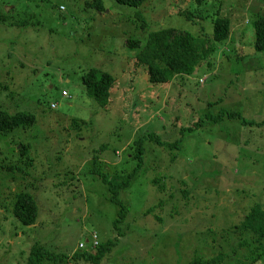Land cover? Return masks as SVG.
<instances>
[{
	"label": "rangeland",
	"instance_id": "obj_1",
	"mask_svg": "<svg viewBox=\"0 0 264 264\" xmlns=\"http://www.w3.org/2000/svg\"><path fill=\"white\" fill-rule=\"evenodd\" d=\"M93 2L0 0L1 11L30 20L27 27L0 23V109L36 115L27 129L0 132V264H28L37 245L66 257L43 264H188L221 252L229 256L218 264H239L229 229L254 204L264 206V51L255 48L253 24L264 17V0H148L141 7L103 0V12ZM218 16L235 27L211 56L212 68L169 84L152 83L135 66L137 49L125 44L170 27L211 36ZM91 68L114 76L110 106L87 95L83 76ZM221 110L256 124L207 118ZM149 132L182 146L173 161L168 149L146 142L144 167L120 195L128 214L118 237L121 208L101 174H131L136 141ZM19 192L38 202L35 225L12 213ZM116 238L99 263L82 257Z\"/></svg>",
	"mask_w": 264,
	"mask_h": 264
},
{
	"label": "trees",
	"instance_id": "obj_2",
	"mask_svg": "<svg viewBox=\"0 0 264 264\" xmlns=\"http://www.w3.org/2000/svg\"><path fill=\"white\" fill-rule=\"evenodd\" d=\"M121 4L133 7H141L148 0H115ZM91 7L98 12L105 11L103 0H94ZM188 19H193L192 12L181 10ZM8 22L15 27H27L30 20H16L15 17L9 15L5 11L0 10V23ZM256 33L255 48L264 51V17H256L254 22ZM141 27H146L147 22L142 17ZM214 30L211 36H208L205 29L199 35H195L189 31L177 28H164L157 31H151L146 40L126 39L125 44L130 49H137L135 55V66L137 68H145L148 72L149 80L155 84H169L177 76H192L196 71L207 64L212 68L211 56L217 51V48L226 43L232 33V22L228 17L218 16L214 21ZM87 95L104 107L111 105V94L115 84L113 75L102 72L98 68H91L83 76ZM224 117L230 119H240L243 124L255 125L254 120L244 118L240 113L221 110L217 116L208 114L209 120L218 123ZM36 123V115L33 112L20 110L16 113H9L7 110L0 109V132L8 133L16 129H27ZM73 126L81 129L82 122L73 119ZM75 123V124H74ZM201 122L194 123L189 127L182 128L185 131H195L201 125ZM147 141L156 143L160 147L169 150L172 160H176L177 153L180 151L182 142L177 139L169 142L162 139L158 134L149 132L136 141V154L138 165L134 171L128 176H110L106 173L101 174L103 181L108 185L109 191L113 193L111 201L117 204L121 209L119 216L114 223L117 229L118 237L122 235L120 229L124 217L128 214L127 206L121 198V193L130 187L132 180L144 167ZM21 152L28 154L27 147L23 146ZM28 163L31 158L27 156ZM12 169L27 174L24 167L14 166ZM159 185V179L154 180ZM163 189V186H159ZM120 196V197H119ZM13 215L24 225H35L39 218V206L35 196L30 192H19L16 195V201L12 207ZM232 238L231 253L239 255L238 250L242 252L239 255V264H258L264 261V206L259 203L254 204L250 211L244 216L240 223L229 229ZM119 243L118 238L108 243H102L98 246L96 254H84L86 260L93 263H99L110 250ZM229 254L220 253L217 257L210 260L202 259L200 256L193 258L188 264H218L223 262ZM80 257V255H75ZM66 257L57 254L48 248L37 245L32 249V253L28 259V264H43V261L50 260L54 263L62 262Z\"/></svg>",
	"mask_w": 264,
	"mask_h": 264
},
{
	"label": "crops",
	"instance_id": "obj_3",
	"mask_svg": "<svg viewBox=\"0 0 264 264\" xmlns=\"http://www.w3.org/2000/svg\"><path fill=\"white\" fill-rule=\"evenodd\" d=\"M234 27H235V26L232 27V31L234 30ZM232 36H233V33H231V37H232ZM231 37H230V38H231Z\"/></svg>",
	"mask_w": 264,
	"mask_h": 264
}]
</instances>
